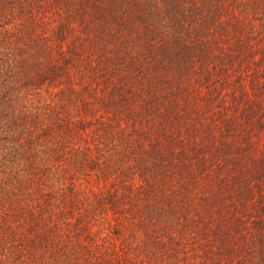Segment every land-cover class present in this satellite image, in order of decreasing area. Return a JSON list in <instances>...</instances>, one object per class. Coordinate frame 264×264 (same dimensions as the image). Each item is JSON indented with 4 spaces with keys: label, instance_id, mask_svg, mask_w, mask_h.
Listing matches in <instances>:
<instances>
[{
    "label": "trees",
    "instance_id": "1",
    "mask_svg": "<svg viewBox=\"0 0 264 264\" xmlns=\"http://www.w3.org/2000/svg\"><path fill=\"white\" fill-rule=\"evenodd\" d=\"M0 264H264V0H0Z\"/></svg>",
    "mask_w": 264,
    "mask_h": 264
}]
</instances>
